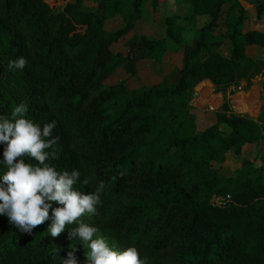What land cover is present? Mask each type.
<instances>
[{
	"label": "trees",
	"instance_id": "trees-1",
	"mask_svg": "<svg viewBox=\"0 0 264 264\" xmlns=\"http://www.w3.org/2000/svg\"><path fill=\"white\" fill-rule=\"evenodd\" d=\"M87 1L0 0V115L24 103L33 122L56 120V156L46 162L87 177V185H74L81 192L104 182L95 214L80 219L111 246H133L147 264H264V146L228 177L213 166L229 150L239 155L244 145L264 141V103L253 118L224 100L202 129L191 104L204 80L225 93L264 76V59L247 50L264 47V32L242 31L239 0H191V16L208 20L184 45L178 79L147 84L136 80L138 63L160 62L168 41L182 42L176 15L164 17L163 37H126L147 0ZM253 8L260 18L264 0H253ZM117 15L121 24L105 29ZM122 37L124 51L113 50ZM225 40L229 55L218 50ZM19 57L24 68L10 70ZM117 69L123 78L105 84ZM226 194L224 204L210 203ZM49 223L21 233L0 215V264H60L68 252L84 264V250L67 233L75 225L51 237Z\"/></svg>",
	"mask_w": 264,
	"mask_h": 264
},
{
	"label": "clouds",
	"instance_id": "clouds-1",
	"mask_svg": "<svg viewBox=\"0 0 264 264\" xmlns=\"http://www.w3.org/2000/svg\"><path fill=\"white\" fill-rule=\"evenodd\" d=\"M26 63L19 57L10 60L8 68L23 69ZM26 112L27 106L20 103L8 116L0 115V215L21 233H31L45 220L50 221L46 229L51 237L65 231L66 225H75L67 233L84 250V264H147L135 247L117 249L95 226L81 221L82 216L95 214L101 204L104 182L99 181L91 192L77 190L74 185H87V177L81 178L76 169L57 171L46 162L56 156L57 138L52 135L56 120L35 123ZM60 264L77 261L68 252Z\"/></svg>",
	"mask_w": 264,
	"mask_h": 264
},
{
	"label": "rangeland",
	"instance_id": "rangeland-1",
	"mask_svg": "<svg viewBox=\"0 0 264 264\" xmlns=\"http://www.w3.org/2000/svg\"><path fill=\"white\" fill-rule=\"evenodd\" d=\"M49 3H59L62 0H47ZM158 5L153 7L150 1L147 0L143 6L142 17L138 19L137 24L143 29V33L150 37H163L164 33V17L166 15H176L177 24L182 29V42L180 44H174L167 42V50L163 59L160 62L153 60H142L138 63V75L136 80L145 83H151L160 78L174 82L179 77V68L182 62V51L185 44H192L198 37L200 27L207 22L208 17L197 18V16H191V0H157ZM87 5L95 6V2L87 1ZM246 20L242 24V31L249 28H255L264 31V15L257 18L255 15V9L248 4H245ZM122 11L126 10V7H121ZM119 22L114 26L121 24V17L118 16ZM105 29L107 24H105ZM224 26L220 25L217 28V32H223ZM143 31V30H142ZM130 36V33L126 36ZM125 39V38H124ZM113 50L124 51L123 40H120L118 44L113 45ZM218 50L223 55H229L230 44L228 40H225ZM248 54L264 59V47L248 46ZM123 70L117 69L116 72L107 78L105 84H113L123 78ZM131 83V82H130ZM243 82L238 87H232L227 89L225 93L214 91L213 85L206 80L198 83L193 91L191 104L194 107V113L196 115V124L198 129H202L205 126L213 123L215 120L214 112L219 108L221 103L226 100L229 102L231 109L236 113H246L247 115L255 118L259 113V108L264 100L262 95L264 93V76L257 77L252 80V84L249 89H244ZM264 146L262 139L256 141L254 144L244 145L239 155L229 150L225 154V160L223 163H214L213 166L217 169L218 174L221 176H230L232 171L239 167L241 161L244 158L253 160L261 153ZM258 164V161H256ZM93 182L94 179L92 178Z\"/></svg>",
	"mask_w": 264,
	"mask_h": 264
},
{
	"label": "crops",
	"instance_id": "crops-1",
	"mask_svg": "<svg viewBox=\"0 0 264 264\" xmlns=\"http://www.w3.org/2000/svg\"><path fill=\"white\" fill-rule=\"evenodd\" d=\"M240 1V3L244 6V8H245V5H244V3L245 4H248V5H250L251 7H253V0H239ZM256 15V14H255ZM264 15V14H263ZM263 15L261 16V17H263ZM204 15H202V17H203ZM247 16V15H246ZM199 17H201V16H197V18H199ZM246 20V19H245ZM244 20V21H245ZM139 20H136L135 21V23H134V26H133V28H132V30H130L129 32H128V34L130 33V35L131 34H136V33H143L144 32V28H145V26H144V28L142 29L138 24H137V22H138ZM176 21H177V19H176ZM119 22V19H118V17L117 16H114V17H112V18H108L105 22H104V28L106 27L105 26V24H107V28L106 29H109V28H111L112 26H114L116 23H118ZM177 23V22H176ZM249 29H255V28H249ZM143 30V31H142ZM246 30H248V29H246ZM258 30V29H257ZM264 32V31H263ZM161 33H164V29L162 28V32ZM127 36V35H126ZM124 38L125 37H122V39H120V40H124ZM165 55V54H164ZM164 57V56H163ZM163 59V58H162Z\"/></svg>",
	"mask_w": 264,
	"mask_h": 264
},
{
	"label": "built area",
	"instance_id": "built-area-1",
	"mask_svg": "<svg viewBox=\"0 0 264 264\" xmlns=\"http://www.w3.org/2000/svg\"><path fill=\"white\" fill-rule=\"evenodd\" d=\"M230 200L229 194L226 195H213L210 199V203L214 206L224 204Z\"/></svg>",
	"mask_w": 264,
	"mask_h": 264
},
{
	"label": "bare ground",
	"instance_id": "bare-ground-1",
	"mask_svg": "<svg viewBox=\"0 0 264 264\" xmlns=\"http://www.w3.org/2000/svg\"><path fill=\"white\" fill-rule=\"evenodd\" d=\"M206 82H209L208 80H206ZM210 83V82H209Z\"/></svg>",
	"mask_w": 264,
	"mask_h": 264
}]
</instances>
